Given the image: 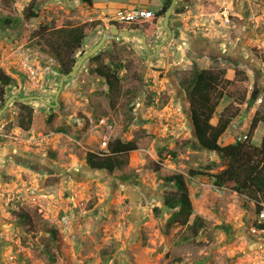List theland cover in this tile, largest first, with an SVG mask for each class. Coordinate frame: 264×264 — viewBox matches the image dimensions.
Returning a JSON list of instances; mask_svg holds the SVG:
<instances>
[{
	"label": "rangeland",
	"instance_id": "rangeland-1",
	"mask_svg": "<svg viewBox=\"0 0 264 264\" xmlns=\"http://www.w3.org/2000/svg\"><path fill=\"white\" fill-rule=\"evenodd\" d=\"M35 1L37 17L28 18L26 7L31 0H0V68L15 79L11 90L26 83L53 103L61 75L56 61L45 52V42L34 33L42 26L81 24L89 16L74 0L73 6L68 2L72 0ZM108 1L112 6H102ZM183 1L181 23L195 47L184 54L186 66H162L159 57L149 54L151 48L144 49L140 37L123 44L109 40L100 50L99 63L124 64L118 96H106L107 86L94 73L97 62L87 61L75 77L65 81L57 107L35 100L41 132H16L12 124L17 126V116L0 132L4 153L13 150L27 160L43 161L30 160L7 175L0 173V264H264V230L254 226L258 224L254 204L231 189L214 188L207 177L188 175L191 169L212 163L210 172L218 173L226 164L197 146L186 97L194 67L225 70L224 78L231 84L222 86L226 94L212 122L216 124L226 107L236 117L222 138L223 145L248 136L253 117H264V0ZM160 3L148 0L146 5L157 12ZM97 4L103 11L118 6L145 8L130 0ZM82 9L92 12V8ZM111 25L103 22L94 29L77 59ZM150 26L142 23L135 32L144 33ZM152 36L147 44H160L161 38ZM210 40L216 56L203 57L202 42ZM220 47H227L233 60ZM174 51L173 47L168 53ZM172 59L178 62L179 57ZM28 67H33L35 75L29 74ZM253 94L256 99L250 105ZM50 115L53 118L47 124ZM101 120L104 123L93 130ZM107 124L112 126L113 138L134 140L141 147L129 154L127 166L117 175L92 170L85 162L87 152L100 151V133ZM263 137L260 122L251 143L259 146ZM49 152L57 153L65 165L50 159ZM155 164L164 173L185 175L194 206L192 219L197 215L205 224L196 237L190 238V232L179 226L167 232L170 212L163 206V195L174 188L157 179L152 170ZM28 188L35 194L26 195ZM9 195L12 199L6 202ZM154 207L162 213L158 215ZM20 213H27L29 219L23 221ZM51 230L57 234L53 236ZM184 236L188 239L183 240Z\"/></svg>",
	"mask_w": 264,
	"mask_h": 264
},
{
	"label": "trees",
	"instance_id": "trees-1",
	"mask_svg": "<svg viewBox=\"0 0 264 264\" xmlns=\"http://www.w3.org/2000/svg\"><path fill=\"white\" fill-rule=\"evenodd\" d=\"M94 0H82L86 7H92ZM172 0H165L162 8L157 11L154 24L149 29H143L146 37L153 35L156 31L155 23L157 19L163 18ZM35 0H31L26 7L28 18L37 17L34 11ZM176 12H181L176 9ZM103 25L100 20L87 21L74 26H63L49 28L42 26L34 33L35 38L45 42L46 53L57 63V71L60 75L68 73L77 62L76 54L81 49L84 40L98 26ZM115 26H120L114 24ZM130 29H140V24L134 25ZM25 30V29H24ZM28 36V34L26 33ZM22 43L25 42L23 39ZM45 50V49H44ZM85 53L81 51L80 55ZM102 51H99L88 62L96 63L94 73L101 78L107 86L106 96L111 99L121 93L122 77L120 73L124 68L122 62L109 61L99 63ZM224 69H198L193 68L190 84L186 90V97L189 103V115L193 125L194 138L197 146L202 150L216 154L226 167L218 173H211L215 163L207 164L200 169H191L188 173L190 178L207 177L211 185L216 189L228 188L238 196L244 197L247 202L255 206V214L261 209L264 201V137L259 146L251 143V136L260 122L264 123V117H253L249 134L244 141H236L229 144H222V138L231 126L235 113H230L226 107L217 120L212 122L220 101L225 96L222 89L224 84H231L224 78ZM15 83V79L4 69L0 68V108L8 97L7 88ZM256 95L250 99V105L255 101ZM18 107L17 126L24 131L34 130L41 132V118L35 114L32 106L15 101ZM53 116L50 115L46 123L50 124ZM61 132V130H58ZM140 145L134 141H126L119 137L111 136L107 154L100 155L89 151L86 153V165L92 170L106 171L110 175H117L128 164V157L131 152L139 150ZM48 157L61 165H65V160L59 158L55 152H49ZM157 175V179L173 187L174 190L163 195V206L170 212L166 221L167 232L174 227H181L190 232V238H194L205 227L204 221L194 214V206L189 193V186L185 175L181 172L164 173L158 165L152 169ZM244 206H247L246 203ZM153 211L158 215L162 213L160 207H154ZM19 218L23 221L29 219L27 213H20ZM259 230H264L263 224H255ZM53 236L57 230L49 231ZM183 237V240H187Z\"/></svg>",
	"mask_w": 264,
	"mask_h": 264
},
{
	"label": "crops",
	"instance_id": "crops-1",
	"mask_svg": "<svg viewBox=\"0 0 264 264\" xmlns=\"http://www.w3.org/2000/svg\"><path fill=\"white\" fill-rule=\"evenodd\" d=\"M75 6L79 7L84 13L86 12L87 15L89 16L87 19L90 20H102V22L105 23V25H107V23H109V18L112 17L113 15V11H116L118 9V7L113 10L111 9H107L106 11H103L102 6H106V8L108 6H112V4L108 1L106 2V4L102 5V6H98L97 3H99L100 0H94L92 7H87V8H92V12L88 13L86 10H83L82 8H85L86 6L82 3V0H74ZM80 1V3L78 2ZM132 3H143L145 5V8L149 9L146 5V3H148V0H130ZM165 0H161V3L159 4V9L160 10L164 4ZM70 3L71 6L73 3L72 1H68ZM78 2V3H77ZM178 4H185L184 1L182 0H177L176 1ZM119 5H122L121 3H119ZM105 9V8H104ZM182 16L183 13H174L172 12L171 17L169 18V22H168V27L172 30V36L170 37V39L163 45V47L160 48L159 50V54L157 55V57L160 58V62L162 64V66L165 65H169L171 69H173L175 66H186L188 64V60L185 59L186 57L184 56V54H186V52L190 49L193 50L195 47L192 45V36L189 35L185 29H184V25L181 23L182 22ZM163 24V18H159L157 19V22L155 23V27H156V31L154 33V35L152 37L154 38H161V40L159 41V43H161L167 36H168V31L166 30V28H164ZM113 27V26H112ZM118 27V26H116ZM119 30L121 31H125V32H131L133 34H136L135 31H140L138 29H130V28H126L125 26L123 27H118ZM103 31V30H102ZM142 32V31H141ZM102 34L101 32L98 31V35ZM143 34V33H142ZM95 38V37H94ZM100 37H98L93 43H91L88 49H90L93 45L96 44V42L98 41ZM137 39L135 37H132L131 40ZM148 38L146 37V40ZM150 39V38H149ZM93 40V39H92ZM124 40V41H123ZM125 40H130L129 38L126 39H121L120 41L115 40L116 43L118 44H123V42H125ZM210 41H204L203 43V57H211L212 56V48L214 46H212V44H209ZM158 44V43H157ZM157 44L153 45L150 44L149 48L150 51H154V49L156 50ZM159 45V44H158ZM208 45V46H207ZM175 48V51L171 54H169V50L172 48ZM220 50H222L223 52H226L227 47H225V49H223L222 47H220ZM88 51V50H85ZM149 51V49H148ZM221 52V51H220ZM150 54V52H149ZM151 55V54H150ZM173 56H177L179 57L178 62H176L174 59H172ZM7 92H11L9 94H18L19 96H26V95H32L35 94L34 91H32V89L25 83H20L19 86L17 87L16 91L11 90L10 87L7 88ZM183 95V94H182ZM184 96V95H183ZM15 102V101H14ZM14 102L12 103V105H10V107L8 108V110L3 114V118L0 120V132L3 131V129H5V126L8 125L9 123H11L16 116L18 115V107L16 104H14ZM19 102V101H18ZM25 104H28L30 106H32L34 108L35 111L36 110V101H28V102H24ZM41 104V103H40ZM41 106H43L41 104ZM9 126V125H8ZM12 126H14L15 131L19 132L20 134H26L30 131H24L23 129L19 128L18 126H16L15 124H12ZM62 133V132H61ZM63 134V133H62ZM1 135V134H0ZM4 136V135H3ZM33 138H35L34 134H33ZM5 149H0V173L1 174H8L10 172V170H13L14 168H17L18 170V165H25L27 162L31 163H35L34 161L37 160V162H39V164H42L43 161L41 159H37L35 158H31L30 160L25 159L24 155H19L18 153L12 151H7L5 152ZM34 160V161H33ZM32 165V164H30ZM48 167H52V165H47ZM34 167V166H31ZM37 167V166H36ZM40 167H42V165H40ZM45 167V166H44ZM38 169V168H37Z\"/></svg>",
	"mask_w": 264,
	"mask_h": 264
},
{
	"label": "water",
	"instance_id": "water-1",
	"mask_svg": "<svg viewBox=\"0 0 264 264\" xmlns=\"http://www.w3.org/2000/svg\"><path fill=\"white\" fill-rule=\"evenodd\" d=\"M53 1L60 2L62 0H53ZM175 1L176 0H172L169 8L167 9V11L163 17V26L168 31V36L159 45H157L155 52H150V54L153 56H157L159 54L160 48L163 47V45L171 37L172 32H171V29L168 27V22H169V18L171 16V14H172ZM131 37H140L141 43L143 44L144 49L146 51H148L149 45L146 42V36L144 34H142V33L133 34L131 32L121 31L118 29V27H114V26L110 27L107 31H105L101 35L100 39L97 41V43L95 45H93L88 51H86L85 53H83L80 56V58L77 60L76 64L72 67V69L68 73L62 74L60 76L58 86H57V89L55 91L53 103H50L49 101H47V99L42 95H36L35 94V95L19 96L18 94H12L6 98L3 106L0 108V117L8 110V108L10 107V105L14 101H19L21 103H24V102L36 100V101H40L41 103L46 104L49 107H53V108L57 107L59 105V96L62 92L65 81L69 78L75 77L76 74L80 71V69L84 65V63L87 62L95 54H97L107 41H109V40L120 41L122 38H131Z\"/></svg>",
	"mask_w": 264,
	"mask_h": 264
},
{
	"label": "built area",
	"instance_id": "built-area-1",
	"mask_svg": "<svg viewBox=\"0 0 264 264\" xmlns=\"http://www.w3.org/2000/svg\"><path fill=\"white\" fill-rule=\"evenodd\" d=\"M226 15V14H225ZM154 17V12L150 9L147 8H136V7H122L116 10V12L112 15L111 18H109V22L112 24L110 27L114 26V24L122 25L128 27L129 25H138L141 24L147 20H150ZM226 20L227 19V16ZM109 27V28H110ZM264 46V43H263ZM28 72L31 75H35V70L33 67H28ZM104 123V120H101L100 123L94 124L92 126L93 130H98L101 126V124ZM102 133H100L101 137V144H100V151L98 154L104 155L107 154V147H108V142L111 138L112 134V126L107 124L105 125L104 128H102ZM247 135L243 137H238V141H244L246 140ZM26 195H33L35 194V190L28 188L25 190ZM11 195L7 197V201L9 202L11 200ZM255 220L258 224H263L264 223V201L261 203V209L259 210L258 213L255 214ZM62 221L67 224L68 223V218L64 217ZM255 231V228H253Z\"/></svg>",
	"mask_w": 264,
	"mask_h": 264
},
{
	"label": "flooded vegetation",
	"instance_id": "flooded-vegetation-1",
	"mask_svg": "<svg viewBox=\"0 0 264 264\" xmlns=\"http://www.w3.org/2000/svg\"><path fill=\"white\" fill-rule=\"evenodd\" d=\"M177 1V0H176ZM175 1V4L174 5H176V6H173V8L175 7V8H177V9H180V8H182L183 6V4H178L177 2ZM183 1V0H182ZM174 8V11H172V12H176V9ZM156 13L157 12H154V17L152 18V19H150V20H147V21H145V22H143V24H147V26H148V24H154V22H155V19H156ZM90 21H93V20H90ZM142 24V23H141ZM163 25V24H162ZM171 32H172V30H171ZM173 33V32H172ZM154 35V34H153ZM171 36H172V34H171ZM223 54L224 55H227L228 56V60H229V58L231 59V60H233V57L232 56H230L228 53H227V50H226V52H223ZM216 56V55H215ZM214 55H213V52H212V56L211 57H215Z\"/></svg>",
	"mask_w": 264,
	"mask_h": 264
}]
</instances>
